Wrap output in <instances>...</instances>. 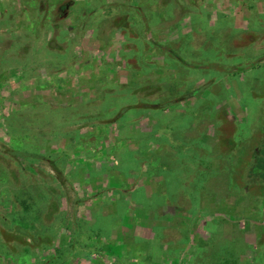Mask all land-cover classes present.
<instances>
[{"label": "rangeland", "instance_id": "rangeland-1", "mask_svg": "<svg viewBox=\"0 0 264 264\" xmlns=\"http://www.w3.org/2000/svg\"><path fill=\"white\" fill-rule=\"evenodd\" d=\"M264 0H0V264H264Z\"/></svg>", "mask_w": 264, "mask_h": 264}, {"label": "trees", "instance_id": "trees-1", "mask_svg": "<svg viewBox=\"0 0 264 264\" xmlns=\"http://www.w3.org/2000/svg\"><path fill=\"white\" fill-rule=\"evenodd\" d=\"M255 160L257 161L258 165H254L252 175H256L264 183V147L263 149H260L259 153L255 154ZM262 188H264V185Z\"/></svg>", "mask_w": 264, "mask_h": 264}]
</instances>
